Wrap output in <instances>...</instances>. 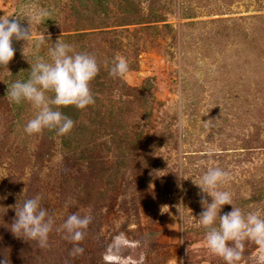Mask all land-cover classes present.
Segmentation results:
<instances>
[{"label": "rangeland", "instance_id": "obj_1", "mask_svg": "<svg viewBox=\"0 0 264 264\" xmlns=\"http://www.w3.org/2000/svg\"><path fill=\"white\" fill-rule=\"evenodd\" d=\"M40 8L51 18L29 45L13 39L0 69V261L225 264L206 247L194 182L229 171L234 205L264 216V0H0V16L26 28L19 16ZM49 36L97 58L96 102L71 106L67 135H28L38 110L19 112L8 85L50 61ZM116 57L129 64L123 78L110 75ZM37 196L55 221L47 248L10 229L15 206ZM71 214L91 220L75 257L62 228ZM240 264H264V249L245 241Z\"/></svg>", "mask_w": 264, "mask_h": 264}, {"label": "clouds", "instance_id": "obj_2", "mask_svg": "<svg viewBox=\"0 0 264 264\" xmlns=\"http://www.w3.org/2000/svg\"><path fill=\"white\" fill-rule=\"evenodd\" d=\"M19 17H26L30 27H24L14 15L0 16V69L7 68L16 54L13 39L23 40L26 46L29 45L33 40V25L50 19L51 12L40 8ZM47 42H51L50 36L41 41ZM52 44L54 46L48 50L50 61L37 58L34 64H30V76L26 81L17 80L8 85L10 103L20 105L28 102L38 110L24 127L28 135L40 134L46 129L56 130L60 136L67 135L74 128L75 121L61 109L73 106L84 110L96 102L90 84L100 72L97 58L86 52H75L72 45L62 42L61 37ZM129 71L126 58L116 57L110 75L123 78ZM49 93L53 95L49 96ZM230 180L229 171L213 167L202 175L199 183L193 181L201 193L206 194L201 195L202 211L197 221L207 230L205 240L210 253L222 258L225 264H240L245 241H253L264 249V216L258 211L246 213L234 205L232 193L222 187ZM207 197H211V202ZM225 205H231L232 209L221 215ZM15 212L16 219L10 226L13 234L36 242L40 248L49 247V235L55 221L42 206L40 197L25 200L20 207L15 206ZM90 223L88 216L71 214L62 225L73 243L71 256L83 255L85 250L80 247V242ZM0 264H7V261H0Z\"/></svg>", "mask_w": 264, "mask_h": 264}, {"label": "trees", "instance_id": "obj_3", "mask_svg": "<svg viewBox=\"0 0 264 264\" xmlns=\"http://www.w3.org/2000/svg\"><path fill=\"white\" fill-rule=\"evenodd\" d=\"M16 106H17V110H18L19 112L23 111V109H24V107H23V103H21L20 105H17V104H16ZM73 109H74V108H72L71 106H69V107H64V108H62L61 111H62L66 116H68V114H69L68 117H70L71 119L74 120V113H75V111H72ZM74 121H75V120H74Z\"/></svg>", "mask_w": 264, "mask_h": 264}]
</instances>
